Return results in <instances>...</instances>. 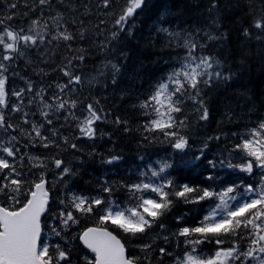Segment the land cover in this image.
<instances>
[{
    "label": "snow or ice",
    "instance_id": "1",
    "mask_svg": "<svg viewBox=\"0 0 264 264\" xmlns=\"http://www.w3.org/2000/svg\"><path fill=\"white\" fill-rule=\"evenodd\" d=\"M114 3L9 0L7 12H0V264H153L154 260L155 264H264V119L242 133L220 132L199 143L193 128L210 119L204 90L233 79L209 47L228 39L221 31L222 0H210L203 28L173 27L163 18L170 11L160 5L155 31L163 36L164 48L175 55L169 71L133 106L142 118L136 127L106 109L100 99L81 93L85 83L91 85L106 71L116 85L121 68L109 58L116 52L112 45L122 33L133 34L134 21L149 6L148 0H124L119 14L113 13L109 34L92 41L93 51L106 60L96 76L86 81L81 65L90 58L88 50L72 48L92 39L85 19L76 14L106 16ZM247 8L248 25L242 27V35L264 44V6L257 10L248 3ZM95 29L99 34L100 25ZM54 42L73 53L52 68L59 79L44 85L43 76L49 73L40 68L39 83L20 77L24 87L9 95V78L19 76L17 62L30 64L31 52L39 54V63H46L44 57ZM120 56L127 59L122 52ZM108 125L113 130L103 131L101 126ZM117 133H138L141 143L167 144L172 154L151 162L139 157L141 165L123 178L99 180L94 195L74 191L70 181L79 173L64 154H74L83 166L80 142L94 148L98 139L111 141ZM221 141L223 151L209 158L210 145ZM122 160V155H109L100 163L118 169ZM177 171H199L204 179L192 185L178 183L173 175ZM177 204L199 207L191 220L186 214L172 217L173 230L166 221ZM91 218L95 226L73 233L74 226ZM116 233L137 241L140 255L130 254ZM73 240L88 254H76ZM202 246H211L212 255H205Z\"/></svg>",
    "mask_w": 264,
    "mask_h": 264
},
{
    "label": "trees",
    "instance_id": "2",
    "mask_svg": "<svg viewBox=\"0 0 264 264\" xmlns=\"http://www.w3.org/2000/svg\"><path fill=\"white\" fill-rule=\"evenodd\" d=\"M9 0H0V12H7L5 5ZM65 4L74 2V0H64ZM248 3H253L257 10L264 6V0H222V6L219 14L223 17L221 20V31L228 34V39L214 47L210 45L212 53L225 62L233 74V79L227 83L213 84L205 89V99L209 107L210 119L205 124H194L193 128L198 135L195 137L197 142L208 135H215L220 132L242 133L245 127L254 126V122L264 119V44L255 39L248 40L243 37L241 29L248 25ZM210 0H148V7L138 14L135 19V28L131 36L121 34L119 41L112 45L116 49L109 58L113 63L119 64L121 72L118 75L115 86L111 84V74L107 71L102 77H97L91 85L85 83L81 95L83 97H92L100 99L101 104L106 109H110L115 115L127 119L132 127H136L142 122L139 116V109L133 106L138 100L145 98V95L151 90L152 84L158 80L165 72L169 71V65L172 64L171 56L175 53H169L164 48V38L157 35L154 25L160 18V5H164L171 13H165L163 18L167 19L173 27H206L209 13L208 7ZM95 11L94 4L90 5ZM124 6V0H115L113 9L106 16L103 12H97L95 16L85 19V26L89 29L88 35L92 39L85 42L72 44V48L87 49L85 62L81 67L84 69L82 75L86 81L96 76V69L100 68L102 62H106L103 54L92 49V41L99 42L103 40L104 35L109 34L114 24L113 13L119 14ZM64 11L63 8L60 9ZM82 10V9H81ZM20 12L26 11L24 8ZM69 15L66 13V16ZM21 19L23 17L21 16ZM105 19L104 24L100 20ZM26 22V21H25ZM100 25L99 34L95 29ZM70 31H75L69 26ZM215 31V29H213ZM217 34H219L217 32ZM124 53L127 59H123L120 53ZM73 53L67 51L64 44L57 46L55 42L49 49L48 56L44 57L46 63L38 62V53H28V59L31 63H25L24 60L17 62L16 72L18 77H10L8 81L9 95L11 91L24 87L20 77L31 79L37 83L40 76L37 75L40 68H43L47 76H43L44 85L59 79V73H53L52 68L62 62V58L71 56ZM42 75V74H41ZM13 103L14 100H10ZM190 107V106H189ZM103 131H112V126H101ZM66 135L68 133H65ZM162 139V138H161ZM224 141L220 143L213 142L210 145L211 155L218 154L224 149ZM83 150L81 159L83 166L76 161L75 155L65 153L66 161H72V166L78 171V175L70 181L69 186H75L74 191L85 194H95L98 181L102 179L119 180L128 175L130 171L141 165L139 157L143 156L146 160H160L172 154V149L164 143H141L139 134L124 136L120 133L111 137H104L102 140L95 141V147H91L89 142H80ZM36 154H42V150H33ZM95 153V155H90ZM109 155H122L123 160L118 162V169L113 166L102 165L100 161L107 159ZM127 170V171H125ZM259 170H257L258 172ZM178 183H189L190 185L202 182L203 175L196 172L177 171L173 173ZM49 179L52 175L49 174ZM253 179H258L254 176ZM55 191V190H54ZM119 196V193L116 194ZM197 205L177 204L172 213L167 218L170 228L175 230L176 224L172 217L186 214V218L197 213L194 209ZM203 213L201 212L200 215ZM194 223V221H192ZM95 224V218L84 219L80 225L74 226L73 233L81 232L89 225ZM47 231V229H45ZM119 234V233H118ZM120 235V234H119ZM130 254L140 255L136 249L137 241H128L120 235ZM52 242H58L55 238ZM74 252L78 255L88 254V251L78 241H72ZM205 255H212L214 249L211 246H202ZM155 264V260L153 261ZM166 264L169 262L166 261Z\"/></svg>",
    "mask_w": 264,
    "mask_h": 264
},
{
    "label": "water",
    "instance_id": "3",
    "mask_svg": "<svg viewBox=\"0 0 264 264\" xmlns=\"http://www.w3.org/2000/svg\"><path fill=\"white\" fill-rule=\"evenodd\" d=\"M90 227H92V226H90ZM123 241V240H122Z\"/></svg>",
    "mask_w": 264,
    "mask_h": 264
}]
</instances>
